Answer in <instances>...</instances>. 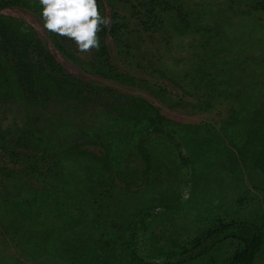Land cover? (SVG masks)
<instances>
[{
  "label": "trees",
  "instance_id": "1",
  "mask_svg": "<svg viewBox=\"0 0 264 264\" xmlns=\"http://www.w3.org/2000/svg\"><path fill=\"white\" fill-rule=\"evenodd\" d=\"M107 1L111 8L115 7L116 0ZM180 2L181 0L176 3L172 0H144L137 3L138 7L132 6V13L138 15L141 29L150 33V38L158 28L165 27L162 40L173 51L182 47H173L171 37L177 33L184 32L205 38L204 41L199 39V42L193 39L196 45L192 47L199 57L198 69L196 68L194 75L205 72L202 76L204 82L197 89L205 96L204 99L214 101L222 96L231 97L232 92L228 87L234 85L246 87L249 82L254 85L234 96L238 99L237 107L234 106L232 110L231 107L228 108L230 114L220 121L221 130L180 125L176 134L183 141L177 145L179 150L176 154L180 155L184 148L188 162L191 163L189 147L194 141L207 145V141L216 135L212 133L220 132L223 142L226 138L230 140L228 144L231 148L239 149L242 146L240 143L244 144V139L239 140L240 143L231 140V133L244 136L251 132L254 135L259 133L255 130L257 127L264 128V84L253 83L257 77L264 79V0H219L217 4L220 13L236 11L242 17V22L216 20L209 26L200 25L202 16L190 15L180 9L181 6L174 5ZM98 3L99 11L105 13L102 0H98ZM123 3L127 4L129 1L124 0ZM159 4L162 6L160 9L155 6ZM7 8H23L38 14L42 19L39 0H0V10ZM162 13H166L169 18L163 22L166 26L163 23L161 25ZM111 17L113 23L99 33L100 51L94 52L89 62L91 71L96 75L123 79L125 76L114 70L106 52L105 40L110 37L115 44H119V52L125 54H130L133 46L126 41L130 32L128 33L123 19L117 21L116 12ZM48 34L52 45L61 54L70 55L77 62L73 57L74 52L65 45V38L61 39L49 31ZM122 39L125 40L122 42ZM226 52L231 53L229 55L235 54L232 56L234 62L227 60L224 56ZM171 58L174 60L173 55ZM126 79L130 81L129 78ZM120 99V95L108 88L92 87L66 72L45 43L26 31L15 29L0 18V101L7 105L0 106V111L13 114L6 130H3L2 120L9 118L1 112L0 147L8 149L11 146L6 142L4 132L9 135L17 132L12 138L16 141L8 156L13 163L20 166L22 164L19 171L0 168L2 178L11 182L7 185V194L0 195V222L4 225L8 223L6 231L14 235L19 233V225L24 224L22 250L25 256L32 260L46 258L43 263L51 260L56 264H109L114 258L113 251H118L129 256L122 259L121 254L117 255L121 261L126 259L128 264L261 262L264 259L263 225L226 222L214 218L212 222L217 220V223L210 224L204 231H197L195 227L183 228L182 231V226L178 228L179 232L176 227L173 232L170 230L173 226L169 225H164L157 231H149L145 219L148 212L144 211V207H137V204L148 200L153 204L150 209H158L157 203L164 204L165 208H180L178 204H169L167 196L162 197L159 190L176 167L169 163L162 166L159 161L151 164L145 156L148 150L144 146L146 142L141 136L142 132L161 135L166 131L158 109L144 100ZM207 103L199 101L198 107L206 108ZM52 105L55 107L54 111L51 109ZM98 105L100 111L97 110ZM78 119L83 124L71 128L72 121ZM14 127L17 130L11 131ZM165 136L172 140L170 133L165 132ZM247 136L249 144L245 143L244 147L251 150L254 146L253 156H261L264 147L256 142L255 135ZM212 142L215 147V140ZM224 144L226 151L219 150L220 155L216 157L226 166L225 170L232 171L227 156L231 149L225 142ZM84 145L102 148L101 156L82 149ZM16 147H23L25 152ZM167 148L165 150L168 153ZM134 151H139L146 160L141 170L128 164L133 160L131 155L135 156ZM168 157L167 160L175 159L169 154ZM233 162L235 160L232 157L230 163ZM150 171H164L165 175L154 174L151 180L146 178ZM136 175H141L148 182L141 191L131 189L135 186ZM168 180L170 185L172 182ZM116 181L122 185H117ZM152 182L156 183L154 187L150 185ZM178 199L180 196L175 198L176 203ZM174 209L170 210L174 212L172 217L177 213ZM163 212V209H158L153 220L167 215ZM187 213L183 209V215ZM41 214L56 221V225L54 221L50 229L47 227L49 231L44 235L46 242L43 254L35 252L37 242L32 233L33 227L37 225L33 220L39 222ZM121 216H129L128 221L117 223L113 220H119ZM157 224L159 222L154 223ZM77 229L82 234L77 233ZM84 232H87L88 239L84 238L82 243L77 242L75 234L84 236ZM152 237H164V245L159 247L152 242ZM139 242L144 251L138 248ZM108 254L110 256L107 258ZM203 255L205 260L201 259Z\"/></svg>",
  "mask_w": 264,
  "mask_h": 264
},
{
  "label": "rangeland",
  "instance_id": "2",
  "mask_svg": "<svg viewBox=\"0 0 264 264\" xmlns=\"http://www.w3.org/2000/svg\"><path fill=\"white\" fill-rule=\"evenodd\" d=\"M123 1L124 0H116L114 4L115 7L111 8L107 0H102L103 5L105 6V13H103L104 16L109 17L112 24L113 19L111 15L116 12L118 14L117 21L122 18L127 26L128 33L130 32V35L126 39L127 43L133 46L130 50V54L119 52L121 51L119 44H115L110 37H107L105 40L106 52L112 65L115 67L114 70L125 76L123 79L102 78L93 73L89 62L92 56L88 60H82L76 52L75 44L67 38H65V45L67 48H71H68L69 50L74 52L73 57L77 62L71 59L70 55L61 54L52 45L48 31L44 29L43 21L40 16L32 11H27L23 8H7L0 10V18L15 29L26 31L33 37L45 43L51 54L56 58L57 62L65 69V71L72 74L80 81L90 84L95 88H108L110 91L120 95V100L122 101L140 99L147 101L151 106L158 109L160 117L164 118H162V120L165 128L164 130L166 131L161 135L146 134L145 132H142L141 136L146 142L144 146L148 150L145 156L148 157V160H150L149 163L151 164H156V162L159 161L162 163V166L168 165L169 163L176 167V170L167 178V180L170 179V181H168L172 183L169 185L167 180H165L162 183L163 186H161L159 190H161L162 197L167 196L166 198L169 204H174V206L178 204L180 208L170 209V207H167V209L164 207V204L157 203L158 209H163V213L167 215H161L153 220V217L157 216V207L150 209L153 204H150L148 200L142 204L139 202L137 207H144V211L148 212L145 218L147 220L146 224L149 231H157L164 225L173 226V228H170L173 232V229L177 228L178 231V228L182 226V231L184 230L183 228L187 229V227H195L197 231H204L210 226V224L217 221L215 220L212 222L214 218L222 219L226 222L237 221L264 226V152L261 156H253L252 151H254V146L251 150L249 147H244V144L248 142V134L249 136L255 135L256 137H254L257 139L256 142L264 147V128H260L259 126L255 129L256 132H259L258 134L252 135L251 132H247L248 134H245V137L231 133V140L241 141L244 139V144H241L239 141L240 145H242L239 149L231 148L228 144L230 140L224 138V142L231 149V151L227 152V156L232 171L225 170L226 166H223L220 160L216 157L220 155L218 152L219 150L222 152L226 151L225 144L221 137L222 133L219 134L220 132H213L212 134L216 135L207 141V145L202 144L201 142L198 144L194 141L193 145L189 147L191 163L188 162L186 151L184 153L183 150L184 148H181L182 151L180 155L176 154L179 150L177 145H180L181 141H183L179 137V134H176L180 125L186 127L206 126L208 130H221L222 123L220 121L226 119L230 114V109L228 108L231 107L232 110L235 108L234 106L237 107L238 99L234 98V96L236 97L241 92L243 93L248 90L250 88L249 86L252 87L254 85L251 82L247 83L249 85L246 87L234 85L235 87H228L232 92L231 97L229 95L222 96L214 101L204 99L205 96H203L200 91H197V89L204 82L202 76H204L205 72H198V74L196 73L194 75V71H196V68L198 69L197 62L199 57L192 47L196 45V42L193 39H196L197 42H199V39L204 41L205 38H199L194 34L187 35V33L180 32L177 33L176 36H172L171 40L174 41L173 47H178L179 45L178 48L182 47L174 51L171 48L168 49L165 46L166 42L162 40V33L165 27L158 28L150 38V33L141 29L137 19L138 15L132 13V6L138 7L137 3L144 0H128L129 3L127 4L123 3ZM154 1L162 2V0ZM172 1L176 3L177 0ZM223 1L225 2V0ZM181 2L174 5L176 7L181 6L180 9L189 12L190 15L197 14L202 16V19L200 20L201 26H209L216 20L219 22L227 20L235 23L242 22V17L238 15V12L236 11L233 13L227 12L226 14L220 13V7L219 4H217L219 0H181ZM155 6L158 9L162 7L161 4ZM162 17L161 25L169 19L166 13H162ZM164 24L165 23H163V25ZM166 25L167 24L164 26ZM124 40L125 39H122V42ZM226 43L228 42L226 41ZM229 54L231 53L226 52L224 56L228 58L227 60L234 62L232 56L235 54ZM172 55L174 56V60L171 58ZM126 77L129 78L131 82L128 81ZM253 83L262 85L264 84V79L261 78V76L257 77ZM199 101H207V107L206 105V108L198 107ZM262 101L263 98H261V102ZM0 106L7 105H4V102L0 101ZM54 108V105H52V111H54ZM97 110H101L99 105ZM1 112L4 116L9 118L7 120H2V129L6 130V125H8L10 117H12L13 114L0 111V115L2 114ZM43 115L45 116L44 113ZM69 122L70 121H68V123ZM17 124L19 126L20 122H17ZM82 124L81 119L72 121L71 128L73 126H81ZM17 127L11 128V131H16ZM165 132H168L170 133V136H173L172 140H169L165 136ZM3 134L7 138L6 142L12 146L16 141L12 138L15 137L17 132H12L11 135L7 132H4ZM213 140H215V147L212 146ZM247 144H249V142ZM11 146L8 149L0 147V168L19 171L22 164L20 166L18 163H13L8 156V153L13 148V146ZM205 146H208L209 148L206 149ZM165 148L169 149L168 153ZM16 149L25 152L23 147H16ZM82 149L92 151L98 156H101L102 154V148L100 147L84 145ZM242 151L244 153H242ZM36 152L38 153V151ZM168 154L175 157V159L167 160ZM134 155L135 156L131 155V160H133L128 164L134 166L137 170L143 169L146 160L141 157L139 151H134ZM232 157L235 162L230 163ZM154 174L165 175V172L160 171V173H156L150 171L146 174V178L151 179ZM135 178V186L131 188L132 191L135 189L141 191L148 185L146 178L142 179L141 175H136ZM8 181L10 180H6L4 177L2 178L0 175L1 196L8 192L7 185L11 183ZM177 182L179 183L178 185ZM115 183L117 185L121 184L118 181ZM155 184L152 182L150 185L154 187ZM38 186L42 188L41 185ZM177 196H180V199H178V202L176 203L175 198ZM172 209L177 210L174 217L171 216L172 213L174 214V212L170 211ZM183 209H185V212H188L187 215H183ZM149 216H152V218ZM121 217L122 218L119 220H117V218H113V220L117 223L128 221L129 216ZM38 219L39 222L33 220L37 225L36 227H33L32 233L33 237L34 235L36 236L37 242L35 252L43 254L46 242V240H44L46 239L44 235H46V232L49 231L48 229L52 227L51 223L55 220L54 218L47 219L45 214H41ZM187 219L190 220L191 223L188 222ZM158 222L159 224L154 225V223ZM184 224L188 226H185ZM6 225H4V223L1 224L0 222V264H14V262L17 264H56L51 260L43 263V260L46 258L43 260H32L26 257L22 250L24 242L23 238H25L24 232L22 231L24 224L21 226L19 225V233L15 234L16 236L10 231H6ZM58 225L59 224L57 223V226ZM41 228H43V231H41ZM77 231V233H81L80 229H77ZM84 233V236L75 234L76 240H78L77 242L82 243L85 241L84 238H86L87 232ZM90 233L92 234V232ZM151 240L152 242L157 243L159 247L164 245V237L161 239L152 237ZM138 244V248L141 251H144L141 242ZM231 251L232 248L230 247V252ZM118 254H121L122 259L129 257L126 254H123V252L113 251L114 258L109 261V264H128L126 259L121 261L122 259L120 260L117 257ZM109 256L110 254H108L107 258ZM201 259L205 260L204 255L201 256ZM258 263L263 264L264 259H261V262L256 261L255 264Z\"/></svg>",
  "mask_w": 264,
  "mask_h": 264
},
{
  "label": "clouds",
  "instance_id": "3",
  "mask_svg": "<svg viewBox=\"0 0 264 264\" xmlns=\"http://www.w3.org/2000/svg\"><path fill=\"white\" fill-rule=\"evenodd\" d=\"M43 27L75 44L82 60L100 51L99 33L111 20L99 11L98 0H39Z\"/></svg>",
  "mask_w": 264,
  "mask_h": 264
},
{
  "label": "flooded vegetation",
  "instance_id": "4",
  "mask_svg": "<svg viewBox=\"0 0 264 264\" xmlns=\"http://www.w3.org/2000/svg\"><path fill=\"white\" fill-rule=\"evenodd\" d=\"M146 219V218H145ZM147 221V220H146Z\"/></svg>",
  "mask_w": 264,
  "mask_h": 264
}]
</instances>
